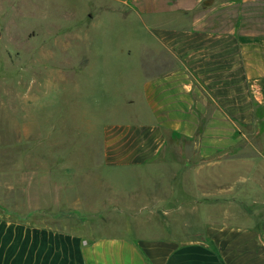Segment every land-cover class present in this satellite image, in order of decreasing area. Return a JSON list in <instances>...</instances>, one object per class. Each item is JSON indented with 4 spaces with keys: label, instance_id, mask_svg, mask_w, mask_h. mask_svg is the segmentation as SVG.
Returning <instances> with one entry per match:
<instances>
[{
    "label": "crops",
    "instance_id": "obj_1",
    "mask_svg": "<svg viewBox=\"0 0 264 264\" xmlns=\"http://www.w3.org/2000/svg\"><path fill=\"white\" fill-rule=\"evenodd\" d=\"M69 1L61 26L48 3L0 0V82L4 60L87 68L49 72L33 96L80 78L87 100L66 113L71 122L80 114L82 146L110 168L97 173L98 183L109 179L103 193L98 185L100 204L83 184L82 208L108 210L106 224H128L132 236L0 215V264H264V0ZM143 38L147 60L169 54L173 64L154 72L132 57ZM33 110L34 159L67 161L69 153L37 152L45 140L35 115L56 108ZM126 173L133 180L122 186ZM66 206L44 217L64 208L68 221Z\"/></svg>",
    "mask_w": 264,
    "mask_h": 264
},
{
    "label": "rangeland",
    "instance_id": "obj_2",
    "mask_svg": "<svg viewBox=\"0 0 264 264\" xmlns=\"http://www.w3.org/2000/svg\"><path fill=\"white\" fill-rule=\"evenodd\" d=\"M40 1L43 5L48 3L47 8L57 14L56 21L64 26V20L60 14L62 10L66 11L70 7V1ZM56 36L60 35L56 34ZM45 39L46 45H53V39L51 41L48 38ZM140 42L132 51V57L136 56L137 60L139 57L145 58L147 51L144 46L147 39L143 38ZM54 51L60 58L64 53V50L59 48ZM156 52L160 53L159 50ZM91 53L97 56V50L91 49ZM120 58H125L122 51H120ZM147 58L148 56L142 61L147 64L146 66L154 68V72L164 65L173 64L169 54L163 56L162 60L160 57L153 60H147ZM75 61L77 60H73L74 63ZM4 62H7L8 74L0 82V215L8 214L12 219L26 217L27 221L37 224L49 222L51 227L75 232L83 231L88 237L128 236L131 238L132 232L124 231L125 228H131L130 225L106 224L108 210L100 208L86 212L82 208L83 184L86 191L93 193V199L89 203L98 204L100 202L98 185L100 184L99 191H104V182L109 179L100 178L101 182L98 183L97 173L110 168L103 166L102 161L98 159L96 155L98 151L82 146V138L87 136L85 130L80 127V114L74 111L73 117H78L73 118L71 122L69 113H66L65 107L76 108L87 100L82 99L80 78L73 83L52 82L50 90H45L44 95L41 94L37 101L33 96L34 84H44L43 78L49 72L57 74V69H61L63 73L70 74L73 68L75 75L80 76L88 72L87 68L81 71L78 65H67L65 60H31L27 57L18 62L17 60H4ZM116 67L117 65H110L108 72H114ZM121 68L125 69L123 63ZM92 72H97V66H94ZM17 74L19 79L16 78ZM94 95L95 92L92 95L93 98ZM34 104L56 108V111L40 114L41 116L38 113L35 115L42 126L39 133L45 140L42 146L38 147L37 152L41 151V154L49 151L69 153L67 161L34 159L35 134L39 131L33 123ZM12 109L16 112H12ZM22 109L23 112L20 111ZM49 144L53 146L52 149H49ZM120 170L128 171L129 169L120 168ZM120 180L124 182L122 186H129V181L133 179L126 173ZM52 206H66V217H69V220L64 221L60 219L62 217H59L64 215V208L60 209L62 212H58L60 215L52 214L51 219L44 217L49 214L48 207ZM35 207L40 209L34 210ZM147 228L145 227L144 235L146 233L148 235ZM138 233L141 234L143 231ZM134 236L138 237L136 234Z\"/></svg>",
    "mask_w": 264,
    "mask_h": 264
}]
</instances>
